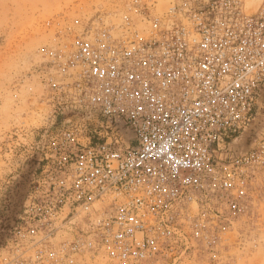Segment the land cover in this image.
Masks as SVG:
<instances>
[{
	"label": "built area",
	"instance_id": "1",
	"mask_svg": "<svg viewBox=\"0 0 264 264\" xmlns=\"http://www.w3.org/2000/svg\"><path fill=\"white\" fill-rule=\"evenodd\" d=\"M151 29L144 38L100 25L57 50L58 113L98 116L41 142L30 207L57 218V232L63 220L76 229L64 248L120 264L187 249L192 203L196 235L236 216L251 178L242 160L258 158L221 155L253 119L264 84V0L255 11L243 0H176Z\"/></svg>",
	"mask_w": 264,
	"mask_h": 264
},
{
	"label": "rangeland",
	"instance_id": "2",
	"mask_svg": "<svg viewBox=\"0 0 264 264\" xmlns=\"http://www.w3.org/2000/svg\"><path fill=\"white\" fill-rule=\"evenodd\" d=\"M260 1L243 3L247 11H255ZM175 2L0 0V264H120L104 252L64 248L76 238V229L63 220L57 232V218L30 209L40 198L41 142L83 121L61 126L65 110L58 113L51 86L57 82V50H70L76 39L100 25L148 38L153 19ZM260 97L254 119L226 143L221 155L225 160L253 151L258 155L251 163L242 160L241 169L249 170L251 178L239 199L241 211L212 223L208 234L196 235L200 209L192 203L181 237L188 248L158 253L152 264H264V95L261 102ZM122 130L128 142L131 136ZM251 140L248 151L238 154Z\"/></svg>",
	"mask_w": 264,
	"mask_h": 264
},
{
	"label": "water",
	"instance_id": "3",
	"mask_svg": "<svg viewBox=\"0 0 264 264\" xmlns=\"http://www.w3.org/2000/svg\"><path fill=\"white\" fill-rule=\"evenodd\" d=\"M62 115L64 116L62 118V122H61V126H64V125H67V124H70L72 123L74 120L76 119H82V120H88V119H91L93 117H96L98 116L96 113H93V112H83V113H80V112H77V111H74V110H65L62 112ZM129 136H132L131 132H130V135ZM238 137H236L235 139H237ZM236 144V142H235ZM248 151V147H246L245 149H239L238 151V154H243L245 152Z\"/></svg>",
	"mask_w": 264,
	"mask_h": 264
},
{
	"label": "bare ground",
	"instance_id": "4",
	"mask_svg": "<svg viewBox=\"0 0 264 264\" xmlns=\"http://www.w3.org/2000/svg\"><path fill=\"white\" fill-rule=\"evenodd\" d=\"M246 6V5H245ZM262 89H260L261 91H259V93H261V97H260V102L262 101V97H263V95H264V84L262 85V87H261ZM259 96V95H258ZM257 101H258V98H257ZM257 101H256V110H255V114H256V111H257V107H258V103H257ZM255 114H254V117H255ZM254 117H253V119H254ZM258 118V117H257ZM260 120V119H259ZM251 122V121H250ZM250 124V123H249ZM248 124V125H249ZM253 125H254V122H253ZM252 125V126H253ZM118 126L119 127H121V124L120 123H118ZM122 131H125L128 135H130V130L129 129H127V128H124V130H122ZM127 134H126V136H127ZM254 139V138H253ZM238 141V140H237ZM246 141V140H245ZM232 142V141H231ZM234 142V141H233ZM240 142V141H239ZM251 143H253L252 142V140L250 141V143L248 144V146L247 147H249L250 145H251ZM240 144H241V142H240ZM237 145V144H236ZM241 146V145H240ZM242 147V146H241ZM246 146H244L243 148H245Z\"/></svg>",
	"mask_w": 264,
	"mask_h": 264
}]
</instances>
